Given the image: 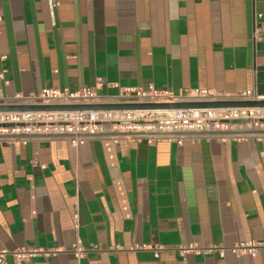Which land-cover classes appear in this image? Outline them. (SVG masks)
Wrapping results in <instances>:
<instances>
[{"label":"crops","instance_id":"0c3cea01","mask_svg":"<svg viewBox=\"0 0 264 264\" xmlns=\"http://www.w3.org/2000/svg\"><path fill=\"white\" fill-rule=\"evenodd\" d=\"M263 66L264 0H0V102L257 93ZM241 241L264 242V136L0 139L6 264H264Z\"/></svg>","mask_w":264,"mask_h":264},{"label":"built area","instance_id":"2783aa9c","mask_svg":"<svg viewBox=\"0 0 264 264\" xmlns=\"http://www.w3.org/2000/svg\"><path fill=\"white\" fill-rule=\"evenodd\" d=\"M264 99L255 91L239 94L220 93L196 89L192 93L174 95L151 86L148 90L129 88L116 101L170 102L192 100L214 102L225 100ZM13 102L28 104L69 105L100 103L96 92L90 88L70 92L58 88L44 89L28 98ZM233 131L264 132V108H192L155 110H79L56 112H0V139L21 141L44 137L65 138L74 144H84L90 139L146 140L150 143L167 139L181 143L184 139L203 137H241L249 134H229ZM258 137L264 133L251 134ZM264 248L262 241H241L230 247L236 255L257 254ZM77 259L86 255V248L77 239L73 245ZM16 259H26L39 251L17 250ZM5 251L0 252V264H6Z\"/></svg>","mask_w":264,"mask_h":264},{"label":"water","instance_id":"95a60500","mask_svg":"<svg viewBox=\"0 0 264 264\" xmlns=\"http://www.w3.org/2000/svg\"><path fill=\"white\" fill-rule=\"evenodd\" d=\"M257 95L264 96V66L259 68ZM247 107L264 108V99L225 100L214 102H199L192 100H179L170 102H134L111 101L92 104L47 105L28 104L18 102H0V112H56V111H83V110H155V109H192V108H228ZM262 131L247 132L233 131L229 134H257Z\"/></svg>","mask_w":264,"mask_h":264}]
</instances>
